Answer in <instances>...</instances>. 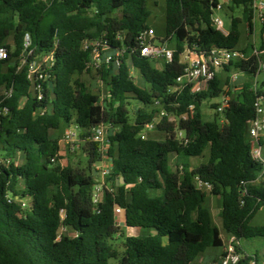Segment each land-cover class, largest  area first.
Masks as SVG:
<instances>
[{
	"label": "trees",
	"instance_id": "16d2710c",
	"mask_svg": "<svg viewBox=\"0 0 264 264\" xmlns=\"http://www.w3.org/2000/svg\"><path fill=\"white\" fill-rule=\"evenodd\" d=\"M218 2L175 0V24L172 16L166 17L175 51L160 69L137 50L139 33L151 28L147 0H0V42L9 53L0 62V89L6 92L0 93V105L8 109L0 115V264H200L196 259L208 248L224 246L223 232L239 241L264 238V225L252 224L264 207V181L259 182L264 163L252 157L248 133L263 88L245 83L222 112L223 126L203 121L200 109L205 98L223 92L217 76L199 93L189 85L175 89L186 48L238 49L242 19L233 17L227 34L217 29L213 14ZM231 4L249 12L252 32V0ZM26 34L34 57L54 55L41 100L27 78V66L19 68ZM11 35L13 45L6 43ZM96 39L106 40L114 55L122 52L119 66L103 61L97 69L89 67L92 47L83 48V42ZM239 50L248 59L230 65L253 79L264 65V39L258 49L247 43ZM132 69L142 85L134 81ZM92 70L109 86L103 100L82 79ZM132 101L139 107L131 122ZM189 105L194 106L193 117L179 124L187 143L175 137L176 124L167 117L154 127L161 137L141 138L160 109L181 115ZM72 124L84 140L95 125L113 128L107 135L112 172L106 178L113 191L105 190L97 208L92 203V165L102 158L99 144L88 140V172L60 163V138L52 131ZM260 144L264 146V135ZM206 149L207 160L193 166L192 158L202 157ZM19 154L24 155L21 165L16 163ZM197 176L212 185L211 191L196 186ZM16 196L27 199L28 207ZM209 196L222 199V227L213 220ZM116 205L125 210V226L140 234L123 237ZM61 228L65 232L58 239ZM116 236L124 238L121 251L113 244ZM252 259L258 262V255L247 254L238 264Z\"/></svg>",
	"mask_w": 264,
	"mask_h": 264
},
{
	"label": "built area",
	"instance_id": "2783aa9c",
	"mask_svg": "<svg viewBox=\"0 0 264 264\" xmlns=\"http://www.w3.org/2000/svg\"><path fill=\"white\" fill-rule=\"evenodd\" d=\"M232 0H219L218 4L214 8V12L222 10L224 5L230 4ZM253 8V20L254 22H261L264 24V0H252ZM214 26L223 31V20L213 14ZM227 34L226 32H224ZM138 47L137 50L140 55L151 59H161L165 63L172 61L174 55V48L170 46L168 41L155 43V30L151 27L141 31L137 37ZM31 40L29 34L24 37V52L21 55L22 65L27 66V78L32 84L35 96L41 100L44 96V86L48 82L49 73L48 70L54 63V55L52 52L45 53L39 57L33 56V49H30ZM92 47V62L89 67L93 69L99 68L100 64L114 62L116 66L120 65L119 56L121 51H117L115 55L111 53L108 42L103 39L85 40L83 42V48L87 49ZM256 53V51H254ZM108 53V55H106ZM33 56V57H32ZM9 57L8 48L0 42V62L7 60ZM185 66L183 72L176 78L178 84L177 88H181L184 85H189L192 93H199L208 89L211 81L217 76V73L224 67L231 64L234 61L247 60L248 56L239 49L228 48H211L208 51H201L196 49L186 48L182 54ZM264 69V65L260 66V70ZM237 79V75L233 74L231 80ZM230 98L224 95L223 104L216 109L222 113L229 106ZM155 104L159 105V100H155ZM256 117L250 122L249 125V144L251 155L254 159L262 161L264 163L263 149L260 144V138L264 135V96L259 95L255 102ZM8 112L7 107L0 105V115H4ZM194 115V106L189 105L187 111L181 115L169 114L164 109H160L156 113L152 122L146 124L145 128L141 132L142 139L147 138V132L154 130L156 122L167 117L169 121L176 124L175 137L182 143H187L185 131L179 128L181 122H187ZM109 126L107 124L95 125L91 136V141L99 144V151L102 155L100 163L94 166L95 179L92 187V203L94 208H97L103 201L105 190L113 191V188L107 183L106 178L112 172L111 159L107 155V135L106 132ZM76 134L72 129H66L64 133V142L71 144L75 140ZM73 150V147L71 148ZM62 156V151H60ZM55 162V159H52ZM196 186L204 191H211L212 185L202 181L198 176L194 178ZM19 200L23 208L28 207V200H20L18 196L15 197ZM114 212L117 217V222L121 226L125 217V210L116 205ZM65 232V228H61L58 234V239ZM241 246V242L233 235H229L225 244L224 253L220 258L218 264H238L241 259V254L238 248ZM249 264H257L252 259Z\"/></svg>",
	"mask_w": 264,
	"mask_h": 264
},
{
	"label": "rangeland",
	"instance_id": "374dc122",
	"mask_svg": "<svg viewBox=\"0 0 264 264\" xmlns=\"http://www.w3.org/2000/svg\"><path fill=\"white\" fill-rule=\"evenodd\" d=\"M147 6L148 9L151 11L150 18L148 19V23L151 24V27L155 30V43L160 44L162 41V38H166L168 35V43L170 46H173V29L171 30L172 33H167L166 31V17L167 16H172L173 20V25L175 24V15L177 13L176 10V3L175 0H147ZM232 4H226L224 5V8L222 10H218L214 12L215 16L220 17L223 20V31L224 32H229L231 29V21L233 17L240 18L242 19V23L240 25V29L242 32L240 41L238 43L237 48L238 49H243V47L247 43H252L256 49L259 48V45L261 43V28H262V23L256 21V28L257 30H253L251 32L249 28V12L245 11L243 6H234L231 7ZM245 15L247 16L246 19ZM173 28V27H172ZM167 40V39H166ZM7 44L13 45V35H11L7 41ZM108 55V53H106ZM236 62V61H234ZM152 66H155L157 68H163L165 61L161 59H156V60H151ZM22 67V62H19V68ZM237 68L235 66H232V70H236ZM132 76L134 77V81L138 85H142V79L137 72V70L132 69L131 70ZM224 78L223 74L221 75V80ZM82 79L87 83V85L90 87V89L98 94L100 96V99L103 100L104 98L108 97V88L109 86L102 81L100 75L98 72L95 70H92L90 74H84L82 76ZM241 80V79H240ZM231 82L228 81V83H223V89H224V95L231 96L232 98L237 97L238 93L237 91H234L233 85L235 81ZM230 92V94H229ZM1 94H6L4 89H0ZM224 95L223 93H220L216 97H207L202 101L201 104V114H202V119L205 122L208 121H213L217 120L221 126H223L226 123V120L223 116L222 113L218 112L216 108H213V105H216L217 107L223 104L224 100ZM230 98V97H229ZM231 99V98H230ZM139 107V103L137 101H132V105L129 107L130 109V121H133L134 118V111ZM66 129H72L75 134V140L71 142V144H66L64 142V133ZM113 128L109 127L106 135L112 131ZM81 130L76 126V124H72L70 126L65 127L64 129L60 130H54L52 131V136L60 138V144H61V151H62V159L60 160V163L63 166H69L75 170L81 171V172H88L89 170V158H88V152H89V141L90 138H86L87 140H84L81 136ZM158 132L155 130H152L150 132H147V138H153V137H161ZM89 140V141H88ZM73 147V150L71 149ZM264 150V146H262ZM209 155V149H206L204 152V155L199 158H192V164L193 166H197L202 162H205L208 158ZM24 162V155L19 154L16 157V163L21 165ZM98 164L100 163L99 161L97 162ZM93 167L95 166L94 164L92 165ZM171 166L173 170L177 169V164H176V158L175 155H172L171 159ZM264 177L259 180V182H263ZM22 188V184L19 185V189ZM209 192V191H207ZM208 205L211 207V210L214 215V220L216 224L221 225V219H220V209L222 205V199L221 197L217 196H209L208 201L206 202ZM252 224L253 225H264V207L260 209L253 217L252 219ZM123 228V227H122ZM123 233L124 236L127 235H137L138 232L135 231H130L126 230L123 228ZM124 238L116 236L115 239L113 240L114 246L118 250H122V241ZM224 239L226 241V237L224 235ZM227 242V241H226ZM241 257L243 258L247 254H252L258 255L259 262L258 264H264V238L262 237H256V238H250L246 239L243 238L241 239ZM223 248L218 247V248H208L206 251H204L202 254L198 256L196 259L197 263L205 262V263H210L215 258H219L222 255ZM220 261V260H219ZM115 260L111 261V264H113Z\"/></svg>",
	"mask_w": 264,
	"mask_h": 264
},
{
	"label": "crops",
	"instance_id": "0c3cea01",
	"mask_svg": "<svg viewBox=\"0 0 264 264\" xmlns=\"http://www.w3.org/2000/svg\"><path fill=\"white\" fill-rule=\"evenodd\" d=\"M247 18V16L245 15V18L244 19H246ZM256 22H254V20L252 19V24H253V26H252V31L253 30H257V28L255 27L256 26V24H255ZM149 25L151 26V24L149 23ZM262 29V28H261ZM226 33H228V32H226ZM264 39V33H262L261 32V39ZM163 39V38H162ZM229 69H225V67H223L218 73H217V77L220 79V81H221V83L223 84V83H228L227 82V78H228V81L229 82H231V84H233L232 83V80H231V76L233 75V74H236L237 75V79L236 80H234L235 81V83H234V85H233V89H234V91H237V93L239 94L241 91H242V89H243V86H244V84L245 83H250L251 85H252V87L255 89V88H263V90H264V70L262 69V70H260V71H258V73L256 74V75H254L253 76V79H250L247 75H246V73L243 71V70H240V69H236V70H232V65H228L227 66ZM223 74V76H224V78H222V80H221V75ZM241 79V80H240ZM221 84V85H222ZM222 88H223V86H222ZM224 89H223V95H224ZM229 94H230V92H229ZM228 95V94H227ZM229 97L232 99V97L229 95ZM263 149V148H262ZM263 156H264V150H263ZM95 166L96 165H98V163H95L94 164ZM221 210H222V206H221V209H220V212H219V215H220V213H221ZM212 216H213V220H214V215H213V212H212ZM123 219V222L121 223V227H123V228H125L126 230H130V231H135V232H138V234H140L141 233V231L139 230V229H137V228H129V227H126L125 226V217L124 218H122ZM220 219H221V217H220ZM214 222H215V220H214ZM216 223V222H215ZM221 225H218V224H216L218 227H222V220H221ZM137 234V235H138ZM224 235H225V237L226 238H228V235L227 234H225L224 232L222 233V237H223V240H224V246L222 247L223 248V251H222V255H223V253H224V248H225V244H226V241H227V239H226V241H225V239H224ZM127 236H130V235H127ZM221 255V256H222ZM249 255H252V254H249ZM220 258L221 257H217V258H215V259H213L212 261H210V263H205V262H201L200 264H218V262H219V260H220ZM258 262H259V259H258ZM258 264V263H257Z\"/></svg>",
	"mask_w": 264,
	"mask_h": 264
},
{
	"label": "water",
	"instance_id": "95a60500",
	"mask_svg": "<svg viewBox=\"0 0 264 264\" xmlns=\"http://www.w3.org/2000/svg\"><path fill=\"white\" fill-rule=\"evenodd\" d=\"M123 181V180H122Z\"/></svg>",
	"mask_w": 264,
	"mask_h": 264
}]
</instances>
